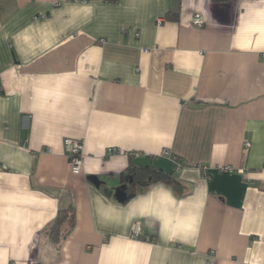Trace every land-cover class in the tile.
Masks as SVG:
<instances>
[{"label": "crops", "instance_id": "1", "mask_svg": "<svg viewBox=\"0 0 264 264\" xmlns=\"http://www.w3.org/2000/svg\"><path fill=\"white\" fill-rule=\"evenodd\" d=\"M0 264H264V0H0Z\"/></svg>", "mask_w": 264, "mask_h": 264}, {"label": "built area", "instance_id": "2", "mask_svg": "<svg viewBox=\"0 0 264 264\" xmlns=\"http://www.w3.org/2000/svg\"><path fill=\"white\" fill-rule=\"evenodd\" d=\"M192 24L196 27L201 26L203 24V19L198 14L195 15L192 19ZM245 145H248L246 142ZM63 146L66 153V156L68 158V162L70 164V169L73 173H79L81 170L82 162H83V143L79 139H73V138H64L63 139ZM117 152L115 148H109L107 153L112 154ZM161 155L164 157H168L176 161V166L179 168L181 165L177 162L178 158L176 155L172 154L169 150L164 149L161 152ZM198 168H200L202 171L205 170L204 165H199ZM222 170L232 172L234 171V168L231 166H222ZM141 228L139 222H134L131 228V234L130 237L136 239L140 236Z\"/></svg>", "mask_w": 264, "mask_h": 264}, {"label": "trees", "instance_id": "3", "mask_svg": "<svg viewBox=\"0 0 264 264\" xmlns=\"http://www.w3.org/2000/svg\"><path fill=\"white\" fill-rule=\"evenodd\" d=\"M213 1H224V0H213ZM129 174L132 175L134 182L136 184L140 185L141 187L147 186L150 182H155L158 180H161L165 175L160 172L158 169L153 171H145L143 168L134 167L129 168ZM127 178L126 174L122 175V180H125ZM146 178L149 179V181L146 182ZM67 218H70L72 220L73 218V212L72 209H60L54 219V221L45 229L46 233L50 236V238L55 243H60V241L66 236L69 227H64L62 224L67 220Z\"/></svg>", "mask_w": 264, "mask_h": 264}]
</instances>
